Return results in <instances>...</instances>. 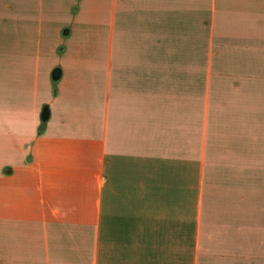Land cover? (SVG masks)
Wrapping results in <instances>:
<instances>
[{
	"label": "crops",
	"instance_id": "0c3cea01",
	"mask_svg": "<svg viewBox=\"0 0 264 264\" xmlns=\"http://www.w3.org/2000/svg\"><path fill=\"white\" fill-rule=\"evenodd\" d=\"M0 264H264V0H0Z\"/></svg>",
	"mask_w": 264,
	"mask_h": 264
},
{
	"label": "water",
	"instance_id": "95a60500",
	"mask_svg": "<svg viewBox=\"0 0 264 264\" xmlns=\"http://www.w3.org/2000/svg\"><path fill=\"white\" fill-rule=\"evenodd\" d=\"M60 77V71L59 70H55L53 72L52 78L54 81H57ZM49 117V111L47 108H44L42 115H41V120L45 123L48 120ZM44 127V124L42 125V128Z\"/></svg>",
	"mask_w": 264,
	"mask_h": 264
},
{
	"label": "rangeland",
	"instance_id": "374dc122",
	"mask_svg": "<svg viewBox=\"0 0 264 264\" xmlns=\"http://www.w3.org/2000/svg\"><path fill=\"white\" fill-rule=\"evenodd\" d=\"M66 31H69V29H64L63 33H62V39L64 42H66V40H68V38H72L69 34V35H66ZM77 33V32H76ZM76 33H74L72 36L76 35ZM64 48V45H61L60 49H59V52H61ZM53 84H55L54 82H52Z\"/></svg>",
	"mask_w": 264,
	"mask_h": 264
}]
</instances>
